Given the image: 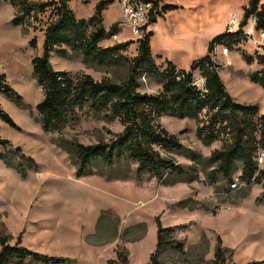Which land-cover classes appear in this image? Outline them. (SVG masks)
I'll return each mask as SVG.
<instances>
[{
    "label": "rangeland",
    "instance_id": "1",
    "mask_svg": "<svg viewBox=\"0 0 264 264\" xmlns=\"http://www.w3.org/2000/svg\"><path fill=\"white\" fill-rule=\"evenodd\" d=\"M95 2L68 3L77 18H88ZM164 3L177 7L153 23L151 53L160 56L157 64L167 58L178 68H187L192 59L206 53L212 37L225 31L230 13L242 20L247 0H160V4ZM13 13L7 2L0 1V73L21 97L16 104L0 94V105L16 126L0 121V138L7 139L12 147H21L33 164L19 159L8 167L0 159V237H5L9 245L65 260L57 263L27 256L23 262L10 264H104L108 259L118 260L117 251L124 253L126 264H149L156 243V220L162 227H169L175 243L182 245L181 251L167 247L159 258L160 264H211L217 238L227 249V262L264 264L261 185L241 183L239 170L233 174L235 187L223 181L219 173L216 181H211L208 174L214 165L207 159L220 148L221 141L204 144L195 134L192 119L169 114L159 118L162 127L195 155L191 160L181 153L161 150L162 155L186 166L190 180L162 184L148 175L137 180L132 172L125 178L122 173L112 178L95 173L79 176L67 154L53 142H110L122 125L116 118L94 113L83 105L76 108L75 119L58 132L42 130L35 108L42 92L32 76L31 59L42 53V30L53 18V10L47 9L24 27L10 23ZM113 23H118L119 34L101 41L100 46L132 40L123 52L130 58L140 36L121 25L122 17L114 0L103 12L104 28ZM32 37L35 47L28 44ZM254 37L258 38L256 32ZM216 51V61L222 65L219 75L228 93L238 103L256 104L259 114H264V89L248 79L261 65L256 60L248 64L243 59L242 53L254 56L246 38L228 48L227 56L221 55V46ZM49 60L53 69L72 76L87 73L95 80L105 76L120 80L125 74L124 65L97 69L70 52L65 57L51 53ZM198 77L195 75L194 81ZM139 83L141 93H156L161 88L149 76L139 77ZM2 152H7V147L0 146ZM256 162L259 169H264V158ZM130 167L133 170L134 164Z\"/></svg>",
    "mask_w": 264,
    "mask_h": 264
},
{
    "label": "trees",
    "instance_id": "2",
    "mask_svg": "<svg viewBox=\"0 0 264 264\" xmlns=\"http://www.w3.org/2000/svg\"><path fill=\"white\" fill-rule=\"evenodd\" d=\"M0 1L13 8L10 20L13 26L24 27L30 19L36 20L37 15L47 9L53 10V18L42 30V53L31 59L32 76L42 92V99L35 105L42 130L58 132L75 119L76 108L83 105L94 113L116 118L122 125V130L110 142L98 141L90 145L63 139L53 142L67 154L79 176L95 173L112 178L122 173L121 177L125 178L132 172L137 180L148 175L162 184L190 180L186 166L161 154L162 150L181 153L191 160L195 157L160 124L159 118L169 114L194 120L195 134L204 144L221 141L220 148L213 150L207 159L214 165L208 174L211 181L215 182L216 173H219L223 181L232 184L233 174L239 170V181L246 186L260 184L264 197V169H259L256 162L258 151H264V114H259L256 104L238 103L233 99L219 75L222 65L213 54L216 46L232 49L245 39L240 29L215 35L208 42L203 56L193 60L188 69H179L166 58L160 64L155 62L150 49L152 31L148 30L157 17L176 8L175 5L164 3L158 7L160 0H152L147 24L135 40V54L126 58L123 52L133 43L132 40L100 46L101 41L120 32L118 23L107 29L103 26V12L111 0H98L88 18H77L69 7V0ZM251 16L255 18V28L264 31V1L247 0L240 27ZM28 44L35 47V38L32 37ZM69 52L80 55L84 64L97 69L124 65V77L114 80L105 76L95 80L87 73L72 76L67 71L53 69L49 60L51 53L65 57ZM242 57L248 64L256 60L262 66L264 62L257 53L254 56L242 53ZM195 75L203 78V90L194 84ZM141 76L153 77L160 83V90L156 93L139 92ZM248 79L264 89V67L251 72ZM0 94L16 104L21 101L4 73H0ZM0 121L16 127L1 105ZM0 146L7 147V152L0 153V159L8 167L14 166L19 159L33 164V159L25 155L21 147H12L7 139L0 138ZM131 163L134 164L133 170ZM156 222V243L149 264H160L159 258L167 247L182 250V245L175 243L171 229ZM117 253L118 260L108 259L104 264H126L124 253ZM226 253L227 249L217 238L211 264H234L227 262ZM27 256L33 259L43 257L57 263L65 260L9 245L5 237H0V264L23 262Z\"/></svg>",
    "mask_w": 264,
    "mask_h": 264
},
{
    "label": "built area",
    "instance_id": "3",
    "mask_svg": "<svg viewBox=\"0 0 264 264\" xmlns=\"http://www.w3.org/2000/svg\"><path fill=\"white\" fill-rule=\"evenodd\" d=\"M112 1V0H111ZM119 7L120 15L122 17L121 25L129 28L131 34L141 36L143 27L147 24L150 10L152 9V0H114ZM160 4V3H159ZM242 21V20H241ZM239 17L236 14L230 13L225 25V31L234 32L241 30L242 34L246 38L247 42L254 49V53L264 58V31L257 30L255 28V18L249 17L244 25L240 27L241 23ZM119 27V26H118ZM238 28L235 30V28ZM255 32L258 38L254 37ZM117 35H113L112 38H116ZM216 46L213 50V54L216 55ZM221 55H228V48L221 46ZM216 57V56H215ZM261 67H264V62ZM194 84L203 90V78L198 77ZM264 151L260 150L257 153L256 160L260 163L263 161ZM232 187L235 184L232 183Z\"/></svg>",
    "mask_w": 264,
    "mask_h": 264
},
{
    "label": "crops",
    "instance_id": "4",
    "mask_svg": "<svg viewBox=\"0 0 264 264\" xmlns=\"http://www.w3.org/2000/svg\"><path fill=\"white\" fill-rule=\"evenodd\" d=\"M96 2H97V0H96ZM96 2H95V3H96ZM165 14H166V13H165ZM165 14H164V15H165ZM164 15H162V17H164ZM158 18H159V17H157V19H158ZM157 19H156V20H157ZM152 26H153V24L149 25V26H148V30L152 31V30H151ZM118 34H119V33H118ZM152 34H153V32H152ZM118 36H119V35H118ZM117 40H118V37H117ZM117 42H121V41H117ZM135 47H136V43H135ZM150 49H151V48H150ZM229 53H230V52H229ZM229 53H228V54H229ZM151 54H152V53H151ZM152 56H153V55H152ZM158 56H159V55H158ZM158 56H157V57H154V56H153L154 59L156 60V63H157ZM159 57H160V56H159ZM159 59H162V58H159ZM164 59H165V58H164ZM164 59H162V61H163ZM166 59H167V58H166ZM168 60H169V59H168ZM193 60H195V59H192V60L189 62V65H190V63H191ZM170 61L175 65V63H174L172 60H170ZM219 62H220V61H219ZM226 63H227V64H230V61L227 60ZM189 65H188V67H189ZM175 67L178 68L176 65H175ZM188 67H187V68H179V69H188ZM219 73H220V71H219ZM256 85L259 86L258 84H256Z\"/></svg>",
    "mask_w": 264,
    "mask_h": 264
}]
</instances>
